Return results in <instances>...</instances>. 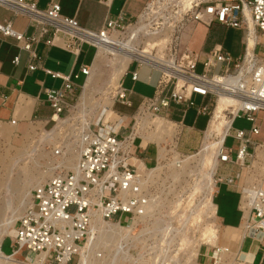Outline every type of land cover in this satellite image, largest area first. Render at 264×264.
I'll return each instance as SVG.
<instances>
[{
  "label": "built area",
  "instance_id": "built-area-1",
  "mask_svg": "<svg viewBox=\"0 0 264 264\" xmlns=\"http://www.w3.org/2000/svg\"><path fill=\"white\" fill-rule=\"evenodd\" d=\"M0 5L28 18L30 34L13 30L11 20L0 23V33L16 39L20 49L28 52L30 71L39 67L38 46L43 43L46 47L60 46L76 57L85 45L95 49L94 57L101 48L106 55L124 52L129 55L125 71L133 81L142 66L160 72L153 95L144 97L132 115L118 114L111 122L104 120V112L95 122L82 120L74 135L73 147L78 153L73 167L58 166L34 188L32 205L16 223L13 256L26 252L43 255L48 264H71L74 258L75 264H80L82 246L93 235L91 227L97 216L115 225L116 231L110 232L119 239L116 251L124 256H130L131 247L136 246L132 239L139 237L160 235L168 239L178 234L184 243L191 222L204 227L211 221L218 232L214 197L220 183H240L243 236L264 237V137L259 138L264 135V0H147L135 17L122 11L107 17L97 31L62 14L57 0L45 8L35 0H0ZM214 23L244 31L240 55L234 56L222 44L208 51L190 46V35L198 25ZM251 36L255 38L252 46ZM13 62L19 64L20 55ZM91 67L92 63L83 64L72 74L47 70L62 80L59 87L45 91L52 110V129L72 124L78 91L91 75ZM120 80L113 102L130 106L131 90ZM220 97H230L236 104L225 109L224 138L214 149L217 164L210 180L203 174L211 171L210 167L198 162L204 140L194 153L180 151L179 143L189 108L209 117L204 138L210 139L213 134L207 137L206 131ZM179 111L181 119L177 120ZM238 118L250 126L235 128ZM149 145L155 150L151 164L143 154ZM161 146L165 148L162 153ZM60 152L57 148L56 153ZM222 165L239 171L222 175L218 172ZM197 184L199 189L195 190ZM204 204L206 212L196 218ZM174 217H180V227L173 230ZM203 245L212 247V264H221L231 252L217 243L204 242L198 254Z\"/></svg>",
  "mask_w": 264,
  "mask_h": 264
},
{
  "label": "crops",
  "instance_id": "crops-1",
  "mask_svg": "<svg viewBox=\"0 0 264 264\" xmlns=\"http://www.w3.org/2000/svg\"><path fill=\"white\" fill-rule=\"evenodd\" d=\"M40 8H45L52 0H35ZM61 5L62 14L75 17L77 21L84 27L91 30H99L109 16H115L120 12H124L127 16L133 18L138 15L147 0H112L110 3H105L102 0H57ZM6 20L12 21L13 30L25 34H30L32 28L28 25V18L23 15H14V13L0 5V23ZM215 24V23H214ZM219 24V23H217ZM221 25V24H220ZM198 25L190 35V44L193 49L208 51L216 44H222L223 47L231 53V50L226 48L223 42L216 41L209 45L208 35L211 27ZM223 26V25H221ZM225 27V26H224ZM241 46L242 49L236 56L243 51V34L242 31ZM38 51L41 56L39 67L33 71L28 69L29 57L28 52L20 49L16 39L9 36H3L0 33V128H13L16 135L24 134L33 127L43 126L53 122L52 110L46 103V89L57 88L61 85L60 78H54L48 71L60 74H72L78 72L81 65L91 64L94 60L95 49L88 45L83 47V51L79 56H74L60 46L46 47L43 43L38 46ZM91 55L88 62V55ZM20 55L19 64L13 62L14 58ZM160 72L152 69L149 66H142L138 73V78L133 81L131 74L125 71L121 76L120 83L126 89L131 90L129 99L131 105H124L118 101L108 104V108H112L109 117L105 121L114 122L118 118V114L132 115L144 97L153 95L158 82ZM83 76L78 80L79 84L83 80ZM130 78L132 85L126 86L124 79ZM200 99V98H199ZM119 103L122 106L132 109V112L125 113L117 111L115 105ZM111 104V105H110ZM190 109V108H189ZM186 116L187 117V112ZM197 113V111H196ZM197 116H200L197 114ZM206 116V115H205ZM208 117V116H207ZM175 119H181V112H176ZM184 119V121H185ZM242 119V118H238ZM236 119L235 122L238 120ZM206 124L201 131L206 129ZM245 120V119H244ZM246 121V120H245ZM246 123H248L246 121ZM233 124V126H234ZM186 125V124H185ZM250 123L243 126L248 128ZM241 128V127H238ZM194 125H186L183 133H193L195 141H199L200 136ZM1 133V131H0ZM2 134V133H1ZM189 134V135H190ZM2 138L5 136L0 135ZM181 137L179 143H183ZM264 135L259 138L262 139ZM197 138V139H196ZM196 142V143H197ZM195 146L188 142V146L180 149L182 152H190ZM151 148L147 146L143 154L147 157V163L153 162ZM239 171L237 167L220 166L218 172L222 175H234ZM240 183L228 185L220 183L216 187L214 202L216 204L218 216V235L217 244L228 247L231 252L223 257L221 264H264V237L243 236L241 226V211L239 208V185ZM222 194V205L227 211L226 216L219 215L221 204L216 202V198ZM225 238H228L225 240ZM212 247L203 245L197 256L199 264H212L211 259Z\"/></svg>",
  "mask_w": 264,
  "mask_h": 264
},
{
  "label": "rangeland",
  "instance_id": "rangeland-1",
  "mask_svg": "<svg viewBox=\"0 0 264 264\" xmlns=\"http://www.w3.org/2000/svg\"><path fill=\"white\" fill-rule=\"evenodd\" d=\"M241 37V30L226 28L215 23L208 35V43L211 45L216 41L223 42L224 46L236 56L242 49ZM91 55V53L88 55V62ZM114 58V55L103 57L100 71H95L96 75H100V78L94 81L93 89L90 90L85 100L81 99L83 88L79 89L78 106L72 114L71 125L65 124L62 128L56 127L52 129L54 126L53 121L46 127H33L27 132L25 131L24 134L20 133L19 135H16L13 128H0L3 136H7L6 138L0 137V264H33L34 259L38 258L34 253L26 252L12 256L11 245L14 240L13 231H15L16 223L27 206L30 205L34 188L53 175L58 166L64 167V169L72 167L67 163L68 158H72L71 162L73 164L76 161L78 151L75 153L73 147L75 145L74 135L82 120L90 119L95 122L98 116L104 112L106 118L109 117L111 109L107 106L114 100V94L118 86V84L112 82L114 68L119 66L118 61ZM201 69V66H199L197 71L200 72ZM124 84L131 86L130 78H125ZM196 103H200L199 98L196 99ZM134 108L135 105L132 109L119 103L115 105L117 111L125 113L132 112ZM224 114H226L225 110ZM207 118L209 117L205 115L197 116L196 110L190 108L184 122L186 125H194L197 131H201L206 124ZM225 118L226 120L228 119V117ZM246 124L248 123L244 119H238L234 127H243ZM204 131L205 129L201 132H195L200 136L198 142L195 141L196 135L194 136L193 133H189L190 135L185 134L184 137L182 135L183 143L180 145V149L188 146V142H190L195 148L189 153L197 152L203 140L205 141ZM1 133L0 135L2 136ZM217 134L215 132L206 142H216L218 139ZM227 144H232L231 138H228ZM149 147L152 149L151 153L153 156L154 146L149 145ZM57 148L62 149V152L56 153ZM148 164L151 163L148 162ZM216 202L221 204L219 215L226 216L227 211L222 205V194L217 196ZM12 217L15 218V221L8 225ZM179 219L180 217L172 219L170 227L173 230L180 227ZM7 225L8 227L10 226L8 230L6 228ZM214 225L209 226L215 228ZM202 226L203 224L200 223H188L186 244L178 238V234L168 239H162L160 235L132 239L133 244H136V246L131 247L130 256L118 254L116 248L119 239H116V237L110 241L99 238L93 245L95 246L94 249L92 250L93 246L90 247L86 259L83 261L84 263L81 262L80 264H199L197 261V244L202 241L200 239ZM216 229L218 231V227ZM221 247L228 248L226 246ZM99 251L102 253L101 256H99L101 254ZM4 257L10 259H5ZM75 259L71 264H75ZM43 264L48 263L43 262Z\"/></svg>",
  "mask_w": 264,
  "mask_h": 264
},
{
  "label": "bare ground",
  "instance_id": "bare-ground-1",
  "mask_svg": "<svg viewBox=\"0 0 264 264\" xmlns=\"http://www.w3.org/2000/svg\"><path fill=\"white\" fill-rule=\"evenodd\" d=\"M250 27H251V29H253L252 22H250ZM249 43H250V46H252L255 43L254 36H251L249 38ZM113 55L115 57L114 59H116L118 61L119 66L114 68V73H113V76H112V82L114 84H118L121 76L124 74V72L126 70L127 64L129 62V55L124 53V52H121V53H118V52L116 53L115 52V53H113ZM103 57H106V53L101 48L97 52V54H96V56H95V58H94V60L92 62V67H91L92 68V73L88 77V79H87V81H86V83H85V85L83 87V91L81 93V99L82 100H85L88 97V95L90 93V90L93 89L92 85H93L94 81H97L100 78V75L99 74L96 75L95 71L96 70L100 71ZM235 104H236V101L234 99L230 98V97H220V99L218 100L217 107L215 109L214 116H213L212 121L210 122V125H209L208 130H207V137L210 134H214L215 132H217L218 133L217 135L219 136V139L216 140V142H206L207 140L204 141L202 149H201V152H200V158L198 160L199 165H201V166H203L205 168L206 167H210L211 171L208 170L207 172L203 173L210 180L212 179L211 177H212V175H213V173H214V171L216 169V164H217L216 159H214V157H213L214 152H215L214 149H215L216 145L218 146V145L221 144L222 139L224 138L223 127L227 123V120L225 118V115H223V112H224V110L226 109L227 106L235 105ZM53 131H55V130H53ZM160 139L161 138H158L157 140L160 141ZM159 151H160V153H162V152L165 151V148L163 146H161ZM71 161H72V158H68V162L67 163L69 164V166L71 165L73 167V163ZM198 189H199V186L197 184V187H195V190H198ZM30 205H32V200H31ZM30 205H28L27 207H29ZM205 206H206V204H204L203 207H201V209L197 210L196 218H200V217L203 216L202 213L206 212ZM210 209L214 213V209H213L212 206L210 207ZM94 219H95V223L91 227V233L93 235L90 236L88 241L86 242V244L84 246H82L80 263L83 262L86 259L87 252L89 251L90 247L95 245L97 239H99V238L102 239V240L107 239V240L110 241L111 239H113L115 237V234H114L115 232L114 233L110 232L111 229L113 231H116V229L114 228L115 225L110 224V223L102 222L100 220L99 216H97ZM14 221H15V218L12 217L10 219L8 225L12 224ZM209 222H210L209 224L212 226L211 221H209ZM209 224L207 223L201 229L200 239L202 241L199 244H197L198 247L201 245V243H204V242L205 243H216L217 240H218V232H216L215 228L210 227ZM8 225L6 227L7 230L10 229V226L8 227ZM126 229H128V228H126ZM14 232L15 231H13V233ZM96 232L98 233V235H95ZM187 239L188 238L186 236H183L184 244L186 243ZM104 242H106V241H104ZM198 247H197V255H198V251H199ZM12 256H13V254H12ZM36 256L38 258L34 259V263L33 264H43V262H44L43 255H36ZM4 258L5 259H10L8 257H4ZM5 259H4V261H5Z\"/></svg>",
  "mask_w": 264,
  "mask_h": 264
}]
</instances>
